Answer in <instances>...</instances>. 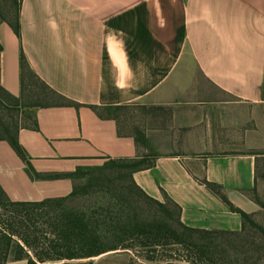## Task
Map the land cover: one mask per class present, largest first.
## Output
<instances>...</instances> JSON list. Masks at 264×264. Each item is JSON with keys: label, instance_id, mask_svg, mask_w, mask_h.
<instances>
[{"label": "crops", "instance_id": "crops-1", "mask_svg": "<svg viewBox=\"0 0 264 264\" xmlns=\"http://www.w3.org/2000/svg\"><path fill=\"white\" fill-rule=\"evenodd\" d=\"M19 29L18 37L0 21V86L20 96L22 51L42 81L79 104L38 107V128L18 130L35 172L156 154L133 174L146 193L171 198L188 226L239 229L240 216L205 182L245 194L262 184L264 0H21ZM92 105L142 106L146 146L119 135ZM0 186L11 200L31 202L69 195L72 181L32 177L0 140Z\"/></svg>", "mask_w": 264, "mask_h": 264}, {"label": "trees", "instance_id": "trees-1", "mask_svg": "<svg viewBox=\"0 0 264 264\" xmlns=\"http://www.w3.org/2000/svg\"><path fill=\"white\" fill-rule=\"evenodd\" d=\"M20 4L21 0H0V21L8 23L18 37ZM19 68V97L0 86V109L17 112L9 120L0 117V140L10 143L32 177L69 178L72 190L64 197L28 202L11 200L0 186V264L8 260L37 264L27 251L40 264H93L94 257L127 250L137 254L141 250L135 256L147 264H264V227L250 212L231 203L217 184L205 182L231 212L240 216L237 230L188 226L182 222L176 202L165 194L163 200L156 199L136 183L133 174L152 167L156 154L106 158L101 164L79 166L71 172H35L18 142V130L38 128V107L79 104L42 81L22 51ZM90 107L100 118L113 119L119 135L132 136L138 147L146 146L140 121L130 122L132 128L128 129L125 118L120 117L119 111L129 106ZM139 108L143 113V107ZM263 158L256 160V176L261 178ZM246 194L264 209L257 187ZM84 195H95V199L85 206L75 203ZM127 264L141 263L130 256Z\"/></svg>", "mask_w": 264, "mask_h": 264}, {"label": "rangeland", "instance_id": "rangeland-1", "mask_svg": "<svg viewBox=\"0 0 264 264\" xmlns=\"http://www.w3.org/2000/svg\"><path fill=\"white\" fill-rule=\"evenodd\" d=\"M139 107L141 106H129L127 109L119 111L120 117L125 118V125H128V129L132 128L130 122H135L138 124L139 117L141 116L142 109ZM244 114H250L253 113V109L250 108H243L241 110ZM263 113V120H264V108L262 109ZM17 114L16 111L12 112H6L5 110L0 109V117L3 120H9L8 118H12ZM141 121V117L140 120ZM254 138V137H253ZM254 140V139H253ZM263 146H264V140H263ZM262 167V168H261ZM260 172H263L264 175V158L262 159L260 163ZM224 194H226L229 198L232 199L235 205L243 208L245 211H249L252 215V218L261 224L264 227V209L259 207L258 205H255L245 193L241 192H233L222 190ZM257 193L259 197L263 200L264 199V178H262V184L259 183V186L257 187ZM95 199V195H84L81 197H78L75 200V203L78 205H88L92 203ZM253 230H249V232H252ZM248 232V233H249ZM27 253L36 261L37 264H40L33 256L31 251H27ZM142 251L139 250L138 254H141ZM137 253H134L130 250L127 251H121V253H118L117 258H113L109 261V264H127L128 258L132 256L134 260L141 264H147L146 262L142 261L140 257H136L135 255H138Z\"/></svg>", "mask_w": 264, "mask_h": 264}]
</instances>
